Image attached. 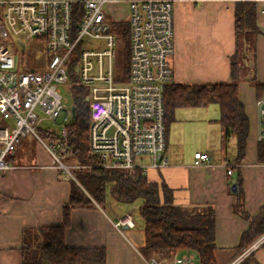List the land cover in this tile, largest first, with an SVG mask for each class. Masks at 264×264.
Here are the masks:
<instances>
[{
    "label": "built area",
    "instance_id": "obj_1",
    "mask_svg": "<svg viewBox=\"0 0 264 264\" xmlns=\"http://www.w3.org/2000/svg\"><path fill=\"white\" fill-rule=\"evenodd\" d=\"M120 2L128 8L122 20L107 10L108 4ZM123 20L130 31L129 79L117 83L119 40L113 26ZM174 36L173 0H0V171L15 168L8 158L28 136L49 153L55 168L69 180L77 181L75 170L80 168L132 173L140 168L147 173L167 166L165 87L175 79ZM85 39L105 40L107 47L86 49ZM39 54L44 67L36 62ZM75 83L90 88L91 161L87 164L65 160L73 155L68 125L76 105L68 106L61 87L74 98ZM257 105L261 141L264 96ZM43 120L61 125L59 134L49 130L44 136ZM194 165L211 167L210 155L199 154ZM223 165L232 175L241 163L228 160ZM114 225L122 231L136 222L126 213ZM142 258L146 264H162L156 257ZM194 262V254L176 252L171 264Z\"/></svg>",
    "mask_w": 264,
    "mask_h": 264
},
{
    "label": "crops",
    "instance_id": "obj_2",
    "mask_svg": "<svg viewBox=\"0 0 264 264\" xmlns=\"http://www.w3.org/2000/svg\"><path fill=\"white\" fill-rule=\"evenodd\" d=\"M255 2L261 33L255 42V65L248 62V77L254 76L264 83V0ZM173 5L174 82L230 81L231 57L237 49L236 0H173ZM239 98L248 116L249 132L241 165L232 175H227L223 164L237 158L238 141L234 133L225 140L217 104L176 109L167 135L168 164L150 169L146 174L150 181H164L174 191L176 204L214 209L219 264H231L240 259L236 263L239 264L248 255L244 264H264L261 237L248 254L235 250L241 235L264 206V163L259 160L258 138L260 111L256 89L250 80L240 82ZM28 137L8 159L15 168L0 171V264H22L23 242L26 236L30 238L27 232L33 235L41 228L60 226L63 207L69 201L71 181L55 168V161L35 138L27 141ZM204 152L210 155L212 166H195L194 160ZM237 180L234 191L232 185ZM239 203L244 215L235 211ZM95 205L71 211V224L65 232L66 245L104 247L106 264H146L140 251L145 244L144 230L123 226L126 234L114 225L124 213L132 212L128 209L130 205L109 202L111 214L96 202ZM141 222V218L137 220V224ZM185 252L194 254V264H200L195 250Z\"/></svg>",
    "mask_w": 264,
    "mask_h": 264
},
{
    "label": "trees",
    "instance_id": "obj_3",
    "mask_svg": "<svg viewBox=\"0 0 264 264\" xmlns=\"http://www.w3.org/2000/svg\"><path fill=\"white\" fill-rule=\"evenodd\" d=\"M256 19L255 0H236L237 49L231 57L230 81L210 84L172 82L166 85L167 135L170 124L175 119L176 109L217 104L225 140L233 133L236 135L238 156L235 161H241L247 145L249 120L244 104L239 98L240 82L250 80L256 89L257 99L264 96V83L258 82L254 76L248 77V62L252 61V65H255V42L261 33ZM117 27L119 30L115 31ZM113 29L118 34L119 42L123 44L121 52L118 51L117 54V63L120 56L125 59L123 64L117 65L116 82L124 83L129 79L130 68L129 24L115 23ZM89 92V86L75 83L76 114L68 125V141L73 147V155L65 159L68 162L87 164L91 161L89 143L91 117L87 100ZM42 134L47 135L43 131ZM259 160L264 163V139L259 142ZM75 176L77 181L70 179V196L63 207L62 224L41 228L39 233L34 232L33 235L32 232H27L30 238L26 236L23 242L22 264H106L104 247H68L65 243V232L71 224L73 209L96 207L95 202L105 209L109 191L111 194L109 199L117 204L132 205L141 200L139 215L144 224L145 244L140 251L144 257H156L164 264H169L176 252L195 250L200 258V264H219L216 257L215 212L211 206L176 204L174 191L164 181H150L140 168L134 173L124 169L80 168L75 170ZM238 183L237 180L236 184ZM235 211L245 214L240 203L235 205ZM263 234L264 206L260 215L252 221L250 228L241 235L240 242L235 248L236 252H244ZM245 259L239 264H244Z\"/></svg>",
    "mask_w": 264,
    "mask_h": 264
},
{
    "label": "rangeland",
    "instance_id": "obj_4",
    "mask_svg": "<svg viewBox=\"0 0 264 264\" xmlns=\"http://www.w3.org/2000/svg\"><path fill=\"white\" fill-rule=\"evenodd\" d=\"M127 7H126V4L124 2H120V3H117V4H108L107 5V10L110 11V14H113L114 16L116 17H121V20L122 18L123 19H126L127 18ZM122 22H126V20H123ZM118 31L119 30V27H117V29H115V31ZM87 45L86 46H83L84 48H90V49H95V50H104L106 49L107 47V44H106V41L105 40H90V39H85L84 40ZM123 47V44L121 42L118 43V51L121 52V49ZM23 55H26V51L22 52ZM42 57L43 55L42 54H39L36 58V62L41 66V67H44L46 65V63H44V60H42ZM120 64H123V62H125V59H123L121 56L119 57V60H118ZM115 62L116 64L118 65L117 63V59H115ZM116 69V67H115ZM61 92L64 96V98L67 100V104L69 107H71L73 104H74V98L73 96L69 93V90L67 88H65L64 86L61 87ZM73 120V118L70 120L69 123H71ZM4 123V122H2ZM61 129V125L59 124H53L51 123L50 121H45L43 120L41 122V126H40V131L43 133H45L46 131H49V130H53L55 133H58L59 134V131ZM237 138V137H236ZM29 140H32L33 141V137H28L27 141ZM26 142V141H25ZM144 159H147V157H144ZM111 198V194H110V191H109V197H108V202H107V205L105 207V211L108 213V214H111L110 212V207H109V202H113L112 199H109ZM140 199L137 200L135 203H133L132 205L130 204V207L128 209H130L132 212H126V213H130L132 214L133 218H134V221L136 222V229H139V228H142L143 229V222L137 224V220L139 219L140 220V215H139V205H140ZM128 204H125L124 206H126ZM125 211V210H124ZM121 213H124V212H121ZM124 213L122 215V217L126 214ZM137 213V214H136ZM123 231L126 232V230L123 229ZM127 234V232H126Z\"/></svg>",
    "mask_w": 264,
    "mask_h": 264
},
{
    "label": "water",
    "instance_id": "obj_5",
    "mask_svg": "<svg viewBox=\"0 0 264 264\" xmlns=\"http://www.w3.org/2000/svg\"><path fill=\"white\" fill-rule=\"evenodd\" d=\"M72 111H73V115L75 116L76 114V106H72ZM236 183H233L232 185V190L236 191Z\"/></svg>",
    "mask_w": 264,
    "mask_h": 264
}]
</instances>
